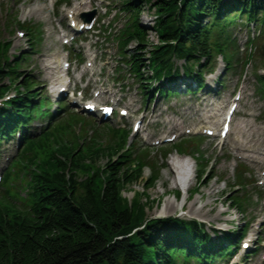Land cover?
Masks as SVG:
<instances>
[{"label": "trees", "instance_id": "trees-1", "mask_svg": "<svg viewBox=\"0 0 264 264\" xmlns=\"http://www.w3.org/2000/svg\"><path fill=\"white\" fill-rule=\"evenodd\" d=\"M118 8L126 17L115 37L119 67L127 69L141 93L144 90V102L180 97L170 85L182 75L200 89L219 57L225 70L234 71L240 61L234 28L254 29L257 35L247 39L251 50L255 44V51L264 46V0H119ZM145 9L153 14L150 28L140 22ZM17 26L25 29L35 52L41 42L40 26ZM148 33H155L158 44L149 41ZM9 48L0 31V99L11 89L16 91L15 99L0 107V144L14 138L33 117L49 115L40 111L48 99L35 91L39 84L31 73L23 74L32 53L8 57ZM246 55L244 62L251 61L253 54ZM177 62H182L180 67ZM256 78L264 98V75ZM186 94L195 92L188 86ZM66 106H60L63 117L50 116L41 136L22 133L19 154L0 183V264H213L233 252L244 225L222 236L211 231L212 237L195 220L146 219L145 211L154 201L146 192L160 174L150 150L136 142L127 145L129 131L104 124L102 132L78 115L65 114ZM78 123L81 132L75 135L72 127ZM202 141L185 138L158 154L166 159L175 151L203 161ZM112 156L116 160L111 161ZM101 161L105 164L99 166ZM197 167L199 179L205 166ZM146 168L151 174L143 192L128 203L124 190L140 182ZM245 171L238 167L236 186L229 189L242 194L228 200V207L241 216L247 215L252 202L248 192L252 182ZM196 193L197 188L190 192ZM243 223L246 226L248 220Z\"/></svg>", "mask_w": 264, "mask_h": 264}, {"label": "rangeland", "instance_id": "rangeland-1", "mask_svg": "<svg viewBox=\"0 0 264 264\" xmlns=\"http://www.w3.org/2000/svg\"><path fill=\"white\" fill-rule=\"evenodd\" d=\"M56 1L0 0L1 37L2 41L10 43L7 55L15 57L20 53H32L29 67L23 69L27 72L23 74L27 76L31 73L32 80L40 84L35 91L41 98L46 97L51 100V106L48 108L54 111L57 103L66 101L68 109L65 114L69 112L71 115L87 117L90 122L97 123L102 132H106L102 128L104 124L126 131L130 127L127 145L136 142L138 147L150 150V159H155L160 168L158 181L146 192L149 199H154L150 208L145 211L146 219L176 217L195 220L202 223L206 232L212 237L211 231H215L217 236L229 231L234 233L243 225V221L251 219V223L244 226L247 228L245 242L249 244L250 250L241 256H246L241 259L242 262L237 258L238 255L232 262L264 264V203L256 202L252 190L249 189L253 202L248 206L247 215L241 216L236 209L228 207L229 197L242 194L237 189L231 193L229 190L230 186H236L237 175L234 172L236 163L247 165L253 171L252 180L261 185L255 184L264 193V98L262 92L258 90L260 87L256 78V75H264V46L259 45L255 51L257 46L255 44L251 51L248 49L242 52L245 48L243 45L245 39L251 31L234 28V37L240 42L237 57L241 63L236 64L234 71L225 74L222 88L216 87V79L224 74V66L218 59L217 72L213 76L207 75L204 78L206 88L209 90L205 89L195 96L173 97L167 101L158 98L154 104L145 107L142 104L143 98L138 83L133 78H128V71L121 72V76L118 77L115 68L118 55L115 37L126 20L125 16H118L119 0H70L61 7L55 6ZM33 7L35 10L28 14ZM6 10H9V16H6ZM83 13H87V18L94 13L95 31L76 34L68 27L67 16H73L78 25L82 23L79 17ZM140 20L144 26L150 28L153 24L152 12L145 9ZM21 24L24 27L27 24L32 27L41 25L42 41L37 46V51L32 52L25 29H18L17 25ZM19 34L23 36L20 37ZM148 35L151 43L158 44L155 33ZM71 38L75 39L73 43H70ZM66 40L69 42L65 45L63 42ZM250 53L253 57L248 66L243 67L244 57ZM65 62L69 64L67 71L62 69V64ZM181 64L182 62H177L178 67ZM180 79L182 82L187 81L183 75ZM4 83L7 81L4 80ZM60 88H66L64 95H58ZM218 90H220L219 94ZM206 91L209 93L205 94ZM15 94L16 91L11 89L2 100L6 98L8 100ZM112 97L115 99L112 100ZM88 101L97 105L111 102L115 108L114 117L101 120L97 112L86 113L82 106ZM236 101L238 108L232 115L226 138L220 139L217 136L209 138L203 135L201 131L203 128L211 127L215 131L219 129L228 106ZM119 109L128 111L126 118L120 119L117 116ZM141 119L140 129L132 130V123ZM47 122L45 118H37L26 131L30 130L28 134L38 132V137L41 135L39 130L47 129ZM80 128L81 126H74L75 135L80 134ZM88 131L90 132L91 128ZM192 135L204 137L201 144L203 161L196 162L175 151L166 159L158 154L161 148L172 146L182 138ZM15 136L10 142L5 141L0 144V170L5 167L7 160L19 147L18 135ZM171 136H176L172 143L163 142ZM20 148L21 146L18 148V153ZM184 158L189 160L187 176L190 182L185 190L186 193H181L183 190L179 188V179H177L180 171L176 168L175 162L185 161ZM110 160H116V156H112ZM103 161L99 166L105 164ZM197 165L205 166L206 169L203 177L199 179L195 178ZM1 172L0 178H2ZM150 174V170L144 169L141 181L126 188L127 191L124 190L122 196L128 203L135 197V193L143 192V184ZM193 175L195 176L191 179ZM194 188H197V193L192 195L190 192ZM175 192H179L177 197ZM19 193L21 196L25 194ZM140 200L144 202L145 197L141 196ZM165 205L167 207L163 210ZM226 260L227 258H220L216 262L224 264Z\"/></svg>", "mask_w": 264, "mask_h": 264}, {"label": "bare ground", "instance_id": "bare-ground-1", "mask_svg": "<svg viewBox=\"0 0 264 264\" xmlns=\"http://www.w3.org/2000/svg\"><path fill=\"white\" fill-rule=\"evenodd\" d=\"M34 10H35L34 7L31 8V10L28 12V14H30ZM206 93L208 94L209 92L206 91L205 94ZM184 159H185V161L183 160L182 162H178V161L175 162L176 165H177V167L176 166H173L174 168L175 167L178 168V170L180 171V172H178L177 179H179V184L182 185V186L179 185V188L182 189V190H186L187 189V186L189 185V182H190L189 181V176H187V172H189L188 171V168H189V165H190L189 164V160L187 158H184ZM171 169L174 172L173 168H171ZM168 203H171V202H168ZM166 207H167V205H165V208L163 210H165Z\"/></svg>", "mask_w": 264, "mask_h": 264}]
</instances>
